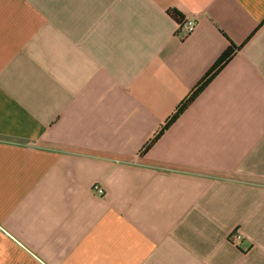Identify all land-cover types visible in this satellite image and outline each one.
<instances>
[{
	"label": "crops",
	"instance_id": "obj_1",
	"mask_svg": "<svg viewBox=\"0 0 264 264\" xmlns=\"http://www.w3.org/2000/svg\"><path fill=\"white\" fill-rule=\"evenodd\" d=\"M0 264H264V0H0Z\"/></svg>",
	"mask_w": 264,
	"mask_h": 264
},
{
	"label": "trees",
	"instance_id": "obj_2",
	"mask_svg": "<svg viewBox=\"0 0 264 264\" xmlns=\"http://www.w3.org/2000/svg\"><path fill=\"white\" fill-rule=\"evenodd\" d=\"M171 15L178 19L182 20V16L179 12L173 10L171 11ZM240 47H237L233 43L230 44L228 49L221 55V57L217 60V62L213 65V67L209 70L203 79L196 85L191 95L186 99L184 104L177 110V112L173 115L171 120H169L159 131V133L151 140V142L146 146L145 152L149 151L151 146L162 136L163 133L175 122L177 118L188 108L190 105L204 90L205 88L216 78V76L223 70V68L231 61V59L235 56Z\"/></svg>",
	"mask_w": 264,
	"mask_h": 264
},
{
	"label": "built area",
	"instance_id": "obj_3",
	"mask_svg": "<svg viewBox=\"0 0 264 264\" xmlns=\"http://www.w3.org/2000/svg\"><path fill=\"white\" fill-rule=\"evenodd\" d=\"M197 26H198V19L196 17H191V16L186 17L181 20L180 27L177 30V35L181 39H185L197 29ZM93 192H95V194L99 195L100 197L105 196V189L101 187L99 184H95L93 186ZM230 239L233 243L236 244L242 241L243 235L241 232L236 230L234 231V233L231 234Z\"/></svg>",
	"mask_w": 264,
	"mask_h": 264
},
{
	"label": "rangeland",
	"instance_id": "obj_4",
	"mask_svg": "<svg viewBox=\"0 0 264 264\" xmlns=\"http://www.w3.org/2000/svg\"><path fill=\"white\" fill-rule=\"evenodd\" d=\"M232 233H234V231H233ZM232 233H231V234H232Z\"/></svg>",
	"mask_w": 264,
	"mask_h": 264
}]
</instances>
